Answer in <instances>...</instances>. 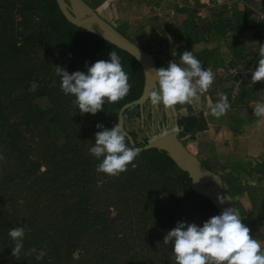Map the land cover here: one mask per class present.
<instances>
[{
    "label": "trees",
    "instance_id": "1",
    "mask_svg": "<svg viewBox=\"0 0 264 264\" xmlns=\"http://www.w3.org/2000/svg\"><path fill=\"white\" fill-rule=\"evenodd\" d=\"M16 1L0 0V260L10 257L14 264H133L132 256L121 263L116 258L125 249L121 238L116 236L121 217L134 220L125 221L127 225L135 223L154 231L162 247L173 252L172 244L163 242L167 232L180 221L203 226L210 217L219 215L214 205L194 192L188 174L179 169L165 151L156 148L140 151L127 171L118 176L101 172L106 181L98 188L96 169L102 158L97 159L89 152L95 143L89 136L91 127L79 129L70 114V110L77 107L73 104L75 97L65 95L61 88L58 92V88L51 87L52 106L46 109L36 106L28 90L29 82L36 73L47 68L49 62H32L30 55H25L37 52L39 46L54 49L62 45L72 54L68 69L71 74L77 70L86 72V65L107 61L110 51L117 52L131 89L119 102H105L103 110L93 114L95 127L101 124L107 129L117 123L121 106L142 93L144 77L139 62L126 51L68 22L55 0H20L17 6ZM100 3L101 0H94L92 7ZM23 11H26V26L32 13L40 16V21L36 22L40 26L31 27L30 32L17 38L15 16ZM133 111L140 117L138 107H132L125 111L124 122ZM188 111H191L190 106ZM53 113L64 136L60 145L43 121ZM147 115L152 116L150 112ZM178 125L182 133L192 135L205 128L199 113L178 116ZM29 128L38 134L36 157L25 144V132ZM101 130L97 128V132ZM129 134L135 146H141L150 138L144 134L142 140L137 141L133 131ZM127 144L133 147L128 139ZM222 169L219 175L243 219L245 214L251 216L261 197L260 191L243 184L231 169ZM160 190L166 191L168 197L148 198V194L157 195ZM179 191L181 196L177 194ZM106 199L117 206L114 215ZM16 227L25 230L19 258L12 256L15 245L9 235ZM91 245L96 248L90 258L73 257L80 249L88 253ZM31 249L36 252L26 255ZM40 251L46 254L37 260Z\"/></svg>",
    "mask_w": 264,
    "mask_h": 264
},
{
    "label": "crops",
    "instance_id": "2",
    "mask_svg": "<svg viewBox=\"0 0 264 264\" xmlns=\"http://www.w3.org/2000/svg\"><path fill=\"white\" fill-rule=\"evenodd\" d=\"M94 8L141 41L155 55L159 68H167L169 61L179 63L187 50L202 67L212 69L214 82L201 103L177 104L176 111L179 116L202 115L205 128L194 133L200 140L202 156L198 157L203 160L213 149L221 167L238 172L244 184L257 188L264 217V119L253 115L254 107L264 104V81L243 84L220 118L207 107L209 100L218 102V93L228 96L231 76L227 68H242L254 60L263 33L254 13L264 8V0H101ZM262 237L259 242L264 250Z\"/></svg>",
    "mask_w": 264,
    "mask_h": 264
},
{
    "label": "clouds",
    "instance_id": "3",
    "mask_svg": "<svg viewBox=\"0 0 264 264\" xmlns=\"http://www.w3.org/2000/svg\"><path fill=\"white\" fill-rule=\"evenodd\" d=\"M258 55V67L251 75L253 84L264 81V46L260 47ZM109 57L107 61L98 60L91 66L86 65V72L77 70L70 74L56 66L63 93L75 97L73 104L81 114H96L103 110L105 102L117 103L131 89L121 57L115 51H110ZM155 73L158 87L149 93L151 102L153 105L162 104L168 111H172L177 104L201 103L203 94L209 91L214 82L212 69L202 67L201 61L187 50L180 55L179 63L169 61L167 68L155 69ZM218 96V102L209 100L207 105L210 114L216 118L226 115L230 107L226 94L218 93ZM204 115L207 117L209 112L206 111ZM253 115L264 119V104H257ZM96 127L103 129L95 133L94 146L89 149L94 157L102 158L96 170L109 176H118L127 171L140 150L128 146L127 132L120 123L111 129L101 124ZM168 134V129L161 132V136ZM218 200L221 204L228 202L227 198L221 196H218ZM9 235L17 241L12 248V256L19 258L25 230L16 227L9 231ZM163 242L172 244L176 264H264L261 243L250 236V229L241 222L237 209L233 207L210 217L203 226L194 222H177L164 236ZM32 252H36V249L25 254L30 255ZM45 254L40 251L36 259H43Z\"/></svg>",
    "mask_w": 264,
    "mask_h": 264
},
{
    "label": "rangeland",
    "instance_id": "4",
    "mask_svg": "<svg viewBox=\"0 0 264 264\" xmlns=\"http://www.w3.org/2000/svg\"><path fill=\"white\" fill-rule=\"evenodd\" d=\"M15 1V0H14ZM24 0H22L23 2ZM88 4L91 6L94 5V0H85ZM21 2L20 0L16 1V6L19 5ZM14 5V6H15ZM97 12V11H96ZM100 16L101 14L97 12ZM26 11H23V14L20 12L16 14L15 16V22H16V36L17 38L23 37L27 32L31 31V27L38 28L40 25L37 26L36 22L40 21V16L32 13L28 17L29 25L26 26L24 22V18ZM104 18V17H103ZM114 25V24H113ZM120 32L125 33L124 35L129 36L128 33L121 27L114 25ZM133 42L138 44L141 47H144L141 41L136 40L135 37H130ZM37 52H30L27 53L25 56H29L32 58V62H36L37 60L40 61H47L49 62V66L45 68L44 70H40V72L36 73L34 77L29 82V92L32 97L33 103L40 107L41 109H46L52 106V103L50 101V88L56 87L58 88V92L60 91V77L56 75V66H60L61 68L68 71L70 64H71V56L72 54L70 51H68L64 46H58L52 49L51 47L43 48L41 46L37 47ZM6 67H4L5 69ZM152 106V103L147 101L144 105V116L142 120L138 115H136V111H133L129 118L124 122V126L127 132L133 131L135 134V139L137 141H141L144 137V134L147 132H152V127L155 128L154 132H158L159 129L156 127L158 118H163V110H158V116L156 114L154 117H149L147 113L150 111V108ZM70 114L74 117V122H76V125L79 129L88 128L91 127L89 132L91 134L89 135L91 138L95 140V133L97 132V128L94 125V122L92 121L93 114L86 113L81 114L79 109L73 108L70 110ZM145 124H144V121ZM45 124L49 125L50 128V134L53 137L54 141L57 144H62L64 141V136L59 127L56 123V117L53 113L51 116L46 117L44 120ZM143 121V122H142ZM200 121L201 118H200ZM172 123V122H171ZM44 124V123H43ZM162 125H159V127ZM197 132V131H196ZM25 135V144L26 147L31 149L30 154L33 157H36V136L38 135L35 129H27ZM195 133V132H194ZM179 138L181 141L194 153L197 155L202 156V152H200V146H198V143L200 142L199 137H194V134L187 132H181L179 135ZM211 148V147H210ZM212 151V152H211ZM203 162L206 166L210 167L211 170H214L218 173H221L224 171L217 162L216 155L213 151V149H210V153L207 156H204L202 158ZM1 162V159H0ZM42 170L45 169L44 165L41 167ZM225 170H228L230 168L224 167ZM234 174L238 175V172H234ZM239 176V175H238ZM106 181V178L103 177V174L101 172L98 173L96 178V185L99 188L100 185H102ZM241 181V180H240ZM242 182V181H241ZM243 183V182H242ZM244 184V183H243ZM103 194V193H101ZM179 196L182 195V192L179 191L177 193ZM108 196V195H107ZM148 198H151L153 196H157L158 199L161 198H167L168 193L166 191H158L157 195L156 193H150L147 195ZM109 201V199H106ZM245 203V202H243ZM259 201L256 202L255 207L253 208L252 215L249 216L247 214L244 215V219L246 220L245 226H247L250 229V236L257 241L260 240V238H264V217L261 216V207L259 206ZM109 210L112 215H114L117 212V206L109 201ZM248 204H244V207H248ZM241 208V207H240ZM242 211V210H241ZM154 216V211H151ZM249 216V217H248ZM119 221L121 222V225L118 230L117 237H120L121 244L125 246V249L116 256L117 260L121 263L124 262L128 257L132 256L134 260H132L133 264H176L174 252H170L165 250L162 245L161 241L159 239H156L154 231H149L145 228H141L139 225L135 223L125 224V221H128L125 219V217L119 218ZM131 219H129L128 222H130ZM131 222H134L132 220ZM126 236V238H123ZM12 239V238H11ZM13 240V239H12ZM23 242V241H22ZM17 243L16 240H13V245ZM85 244V243H83ZM82 244V246H83ZM86 246V245H85ZM92 246V247H91ZM89 246V252L85 253L83 251L78 250L73 254V257L78 258L80 260H85L91 257L92 251L94 248H96V245ZM78 252V253H77ZM79 254H81V257H79ZM142 259V263H141ZM1 264H14V262L11 260L10 257H2L0 260Z\"/></svg>",
    "mask_w": 264,
    "mask_h": 264
},
{
    "label": "water",
    "instance_id": "5",
    "mask_svg": "<svg viewBox=\"0 0 264 264\" xmlns=\"http://www.w3.org/2000/svg\"><path fill=\"white\" fill-rule=\"evenodd\" d=\"M59 10L71 24L87 30L88 32L110 42L118 48L132 55L140 64L143 71V89L140 96L130 102H126L121 106L118 112L117 123L124 126V113L132 107H138L140 117L144 116V105L147 101L151 102L149 93L158 87V78L155 69H158L155 55L139 46L126 35L120 32L113 24L100 16L95 8L88 4L85 0H55ZM152 103V102H151ZM162 104L153 105L151 112L158 110ZM165 117L173 116V123L162 124L159 131L153 133L150 138L141 146H135V141L127 132V139L131 146L138 148L140 151L151 148L165 151L172 159L175 165L188 174L190 178V188L208 199L219 214L228 207L236 208L241 222L245 225L243 216L235 203V200L226 190L222 178L218 172L211 170L205 166L198 155L192 152L179 138L182 128L178 125V113L176 108L168 111L162 105ZM164 129L169 130V134L161 136ZM174 130V131H173ZM139 151V152H140ZM218 196L227 198L226 203H219Z\"/></svg>",
    "mask_w": 264,
    "mask_h": 264
},
{
    "label": "built area",
    "instance_id": "6",
    "mask_svg": "<svg viewBox=\"0 0 264 264\" xmlns=\"http://www.w3.org/2000/svg\"><path fill=\"white\" fill-rule=\"evenodd\" d=\"M154 9H157V7L154 6ZM254 17L256 20H258L262 24V38L259 45V48L257 50V54L253 61L248 63L245 67H228L227 72L231 76V84L228 90V101L229 104L232 105L234 99L237 97V94L240 90V87L243 84H250L251 82V75L252 71L255 70L256 65L258 64V61L260 59L258 53L261 46H264V8L259 9L255 11Z\"/></svg>",
    "mask_w": 264,
    "mask_h": 264
},
{
    "label": "flooded vegetation",
    "instance_id": "7",
    "mask_svg": "<svg viewBox=\"0 0 264 264\" xmlns=\"http://www.w3.org/2000/svg\"><path fill=\"white\" fill-rule=\"evenodd\" d=\"M151 108H152V106H151ZM151 108H150L149 112L152 114V116H151L152 118L154 117L155 114H156V116H158V110L159 109L163 110L162 105L160 106V108L158 110H155L154 112H151ZM163 113H164V110H163ZM171 122L173 123V116L170 115L169 117H165V114H163V118L162 119L158 118L156 127H158V129H159L160 128L159 125H162V124H169L171 126L172 125ZM154 130H155V128L152 127V132H147L145 134L151 136L153 133H156V131L154 132Z\"/></svg>",
    "mask_w": 264,
    "mask_h": 264
}]
</instances>
